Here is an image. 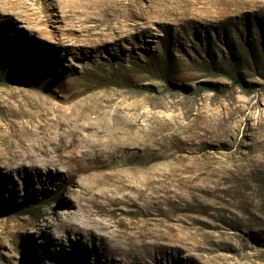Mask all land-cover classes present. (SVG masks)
Listing matches in <instances>:
<instances>
[{"label":"rangeland","instance_id":"1","mask_svg":"<svg viewBox=\"0 0 264 264\" xmlns=\"http://www.w3.org/2000/svg\"><path fill=\"white\" fill-rule=\"evenodd\" d=\"M20 1L22 17L0 12V126L53 127L65 144L57 120H140L123 156H143L93 171L135 188L100 217L198 247L151 248L144 264H264V0ZM68 179L0 170V264H137L114 240L67 235L86 226Z\"/></svg>","mask_w":264,"mask_h":264},{"label":"bare ground","instance_id":"2","mask_svg":"<svg viewBox=\"0 0 264 264\" xmlns=\"http://www.w3.org/2000/svg\"><path fill=\"white\" fill-rule=\"evenodd\" d=\"M21 8L20 0H0V12L22 17L25 14ZM7 22L11 25L12 19ZM45 32L48 31L39 30L40 34ZM33 45L35 46L32 47L31 57L36 59V54L38 57L42 53L47 55L48 46L35 41ZM37 48H40L41 53L36 51ZM119 114L118 112L110 114L107 121L98 124H88L84 127L80 124L82 126L80 129L77 125L80 115H77L73 121L70 119L55 121L58 128L63 126L68 128L67 134L72 141L68 140L69 143L65 144L56 143L52 135L53 127L46 132L40 125L14 126V122L7 121L0 126V170H5L8 175L25 173L27 177L36 180L68 175L67 183L73 184L69 191L70 195L74 194L77 197V208L86 226L66 227L65 232L68 236L86 238L96 251L97 243L102 244V241L107 238L114 240L119 244L113 249L119 257L117 259L119 263H126L128 260L130 263L144 264L146 252L151 248L155 250V253L160 248L167 252L175 250L178 253L186 248L198 249L197 246L186 242L187 239L180 240L178 236H171L167 239L168 242H162L165 238L157 237L158 235L150 236L139 231L132 232L120 222H112L100 217L109 213L114 214L121 200L117 196L118 193L123 189L135 190V188L124 184L122 178L114 180L112 176L118 173L116 171H111L105 177L99 178L93 177V171L102 168L116 170L117 167L125 166L132 159L140 158L144 154L142 149L141 152L137 151L131 156H123L135 148L131 144L134 138L143 139V129L138 127L140 120H132L129 117L130 120L126 118V115L121 117L122 115ZM82 130H86L88 134L82 135ZM76 140L86 142L88 147L78 152L73 148L71 150ZM51 166L55 172L51 171ZM42 167L48 169L47 175L41 172ZM138 194L142 195V192L139 191ZM67 203L71 208L75 207L70 200Z\"/></svg>","mask_w":264,"mask_h":264}]
</instances>
